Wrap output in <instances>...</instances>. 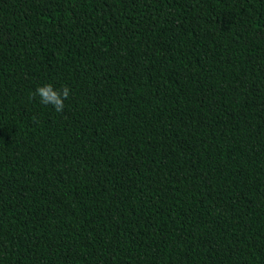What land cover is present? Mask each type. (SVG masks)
<instances>
[{
    "label": "trees",
    "instance_id": "obj_1",
    "mask_svg": "<svg viewBox=\"0 0 264 264\" xmlns=\"http://www.w3.org/2000/svg\"><path fill=\"white\" fill-rule=\"evenodd\" d=\"M0 264H264V0H0Z\"/></svg>",
    "mask_w": 264,
    "mask_h": 264
},
{
    "label": "clouds",
    "instance_id": "obj_2",
    "mask_svg": "<svg viewBox=\"0 0 264 264\" xmlns=\"http://www.w3.org/2000/svg\"><path fill=\"white\" fill-rule=\"evenodd\" d=\"M30 98L39 97V102L45 106L51 105L57 112L61 113L65 107V100L70 97V88L63 86L61 89H55L52 84L39 86L34 92H30Z\"/></svg>",
    "mask_w": 264,
    "mask_h": 264
}]
</instances>
